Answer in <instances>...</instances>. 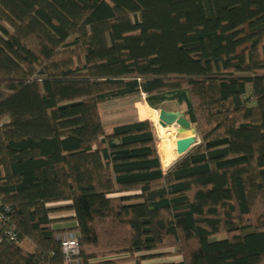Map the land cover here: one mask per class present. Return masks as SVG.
<instances>
[{
  "label": "trees",
  "instance_id": "16d2710c",
  "mask_svg": "<svg viewBox=\"0 0 264 264\" xmlns=\"http://www.w3.org/2000/svg\"><path fill=\"white\" fill-rule=\"evenodd\" d=\"M140 94L198 128L168 170L148 119L101 117ZM0 195L36 245L0 264H64L60 210L82 264H264V0H0Z\"/></svg>",
  "mask_w": 264,
  "mask_h": 264
},
{
  "label": "rangeland",
  "instance_id": "374dc122",
  "mask_svg": "<svg viewBox=\"0 0 264 264\" xmlns=\"http://www.w3.org/2000/svg\"><path fill=\"white\" fill-rule=\"evenodd\" d=\"M145 102H146L145 94H142V95L140 94V95L128 96V97L112 100L107 103H103L102 105H100L101 107L100 112H101V117L103 119L105 127L111 128L112 126L119 124V123L141 119L139 115L137 103H145ZM157 109L158 110L159 109L178 110L181 113L183 112L185 113L186 107L185 105H180L177 102L169 100L167 102L162 103ZM191 131H192L191 134H193L197 138V141L194 144V147H195L202 142V139L200 137L198 128L195 124H193ZM178 136L179 137L184 136V134L183 133L181 135L178 134ZM156 138H157V144H158L159 138L157 136ZM164 170L166 169L164 168ZM0 197L3 198V195H0ZM4 202L8 204L6 200H4ZM52 204H54L55 206H53ZM52 204H51L52 208L58 207L59 205L58 203H52ZM59 230L62 231L61 234H63L64 232H67L66 234H75V235L81 236L80 232L77 230V224L74 227H71L69 229H64V230L59 229ZM164 258L165 257L163 256L160 257L158 254H155L151 256L149 259H146L145 261H148L149 263H152V262L155 263L157 261H162Z\"/></svg>",
  "mask_w": 264,
  "mask_h": 264
},
{
  "label": "built area",
  "instance_id": "2783aa9c",
  "mask_svg": "<svg viewBox=\"0 0 264 264\" xmlns=\"http://www.w3.org/2000/svg\"><path fill=\"white\" fill-rule=\"evenodd\" d=\"M5 196L0 197V240L19 244L20 229L15 219V209L11 203L4 202ZM59 234L64 264H82L80 251V235Z\"/></svg>",
  "mask_w": 264,
  "mask_h": 264
},
{
  "label": "bare ground",
  "instance_id": "6f19581e",
  "mask_svg": "<svg viewBox=\"0 0 264 264\" xmlns=\"http://www.w3.org/2000/svg\"><path fill=\"white\" fill-rule=\"evenodd\" d=\"M138 111L141 119H149L151 121L155 135L159 138V150L162 157V164L165 169H168L173 163H175L180 157L175 154V141L178 138V128L173 126H162L159 124V110L150 106L147 102L137 103ZM191 130H186L184 133L187 135L191 133ZM194 148V146H192ZM178 253V250H174ZM179 257L177 260H179ZM159 262V261H157Z\"/></svg>",
  "mask_w": 264,
  "mask_h": 264
},
{
  "label": "water",
  "instance_id": "95a60500",
  "mask_svg": "<svg viewBox=\"0 0 264 264\" xmlns=\"http://www.w3.org/2000/svg\"><path fill=\"white\" fill-rule=\"evenodd\" d=\"M159 124L164 127L176 125L179 134H184V136H178L175 141V154L180 157L175 162L177 163L193 149L192 146H194L197 141V138L193 134L188 133L185 135L184 133L186 130L188 131L192 129L193 123L184 112L181 113L178 110L159 109ZM175 163H173V165Z\"/></svg>",
  "mask_w": 264,
  "mask_h": 264
},
{
  "label": "crops",
  "instance_id": "0c3cea01",
  "mask_svg": "<svg viewBox=\"0 0 264 264\" xmlns=\"http://www.w3.org/2000/svg\"><path fill=\"white\" fill-rule=\"evenodd\" d=\"M52 203L48 204V207H52L51 206ZM58 207H63L66 205H69L70 202L69 201H62V202H58ZM53 206H55L54 204H52ZM73 216V212L71 210L66 211V210H60V211H55L52 215V218L59 220L62 219L60 221H56L53 224V228L59 230H64V229H69L71 227H74L77 224V221L75 220H69V219H64L67 217H72ZM23 249H25L28 252H33L35 250V244L30 241L29 239H23L20 244H19ZM112 258H107V259H102V260H109ZM106 264H137L136 261H126V262H119V263H106Z\"/></svg>",
  "mask_w": 264,
  "mask_h": 264
},
{
  "label": "clouds",
  "instance_id": "9594fccd",
  "mask_svg": "<svg viewBox=\"0 0 264 264\" xmlns=\"http://www.w3.org/2000/svg\"><path fill=\"white\" fill-rule=\"evenodd\" d=\"M145 97H146V94H145ZM146 101V100H145ZM173 166V165H172ZM164 168V167H163ZM167 170V169H166ZM107 258H112V257H107ZM107 258H104V259H107Z\"/></svg>",
  "mask_w": 264,
  "mask_h": 264
}]
</instances>
